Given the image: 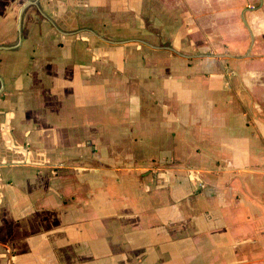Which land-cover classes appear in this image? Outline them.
<instances>
[{
    "label": "crops",
    "instance_id": "obj_1",
    "mask_svg": "<svg viewBox=\"0 0 264 264\" xmlns=\"http://www.w3.org/2000/svg\"><path fill=\"white\" fill-rule=\"evenodd\" d=\"M0 264H264V0H0Z\"/></svg>",
    "mask_w": 264,
    "mask_h": 264
}]
</instances>
